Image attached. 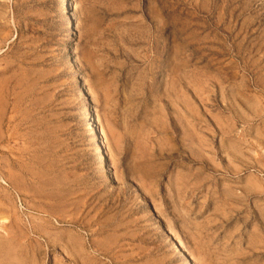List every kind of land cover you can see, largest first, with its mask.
I'll return each instance as SVG.
<instances>
[{"label":"rangeland","instance_id":"1","mask_svg":"<svg viewBox=\"0 0 264 264\" xmlns=\"http://www.w3.org/2000/svg\"><path fill=\"white\" fill-rule=\"evenodd\" d=\"M0 239L264 264V0H0Z\"/></svg>","mask_w":264,"mask_h":264},{"label":"bare ground","instance_id":"2","mask_svg":"<svg viewBox=\"0 0 264 264\" xmlns=\"http://www.w3.org/2000/svg\"><path fill=\"white\" fill-rule=\"evenodd\" d=\"M67 3H68V2H67ZM69 3H70V2H69ZM69 3H68V4H69ZM67 8H68V7H67ZM85 115H87V118H91V116H90V112H89L88 110L86 111V114H85ZM36 200H37V199H36ZM2 205H3V204H2ZM27 223H28V222H27ZM3 235H4V234H3ZM1 237H2V236H1ZM0 240H1V239H0ZM8 245H9V244H8ZM8 245H7V246H8ZM45 245H46V244H45ZM8 247H9V246H8ZM10 248H11V246H10ZM1 252H2V251H1ZM11 252H12V251H11ZM5 253H6V252H5ZM10 254H11V253H10ZM8 256H10V255H8ZM8 256H7V257H8ZM5 257H6V256H5ZM4 262H5V261H4Z\"/></svg>","mask_w":264,"mask_h":264}]
</instances>
